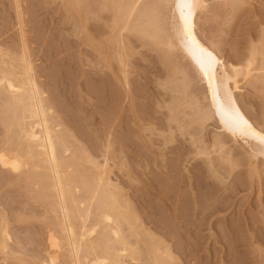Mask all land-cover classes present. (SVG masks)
<instances>
[{
    "label": "rangeland",
    "instance_id": "374dc122",
    "mask_svg": "<svg viewBox=\"0 0 264 264\" xmlns=\"http://www.w3.org/2000/svg\"><path fill=\"white\" fill-rule=\"evenodd\" d=\"M177 4L0 0V264H264V140L222 126ZM192 23L217 107L264 135V0H201Z\"/></svg>",
    "mask_w": 264,
    "mask_h": 264
},
{
    "label": "bare ground",
    "instance_id": "6f19581e",
    "mask_svg": "<svg viewBox=\"0 0 264 264\" xmlns=\"http://www.w3.org/2000/svg\"><path fill=\"white\" fill-rule=\"evenodd\" d=\"M200 3H201V0H178V4L176 5L175 11L177 13V18L179 19L180 26L182 28L183 38L185 39L187 46L190 48V52H188V53H189L190 57L192 58V60L194 61V63L198 66L199 70L204 75V78L206 79V82H207V85H208L209 96H210V98L212 100V103L216 107L218 116L224 119V120L221 121V124L224 127L226 126L227 129H229L237 137L243 138V137L249 136V134L251 133L255 137H258V138H261V139L264 140V135L259 130H257L251 124V122L244 115H242L240 112H238L237 110H233L229 104H226L225 109H220L216 105L217 104V100H218V92H217V89H216V82H215L214 74H215V69H216V66H217V64L219 62V59L217 58V56L212 51H210L208 48H206L198 40V38L196 37V35H195L194 31H193V28H192L193 18L195 16L196 10L200 6ZM29 73H30V71H29ZM28 82H30V85H31V87H30L31 89L29 90V91H31L30 92L31 95L29 94L31 96L30 97L31 105H30V108H29V112H30V115L33 118L37 119V121H35V122H36V125H38L42 129V131H41V134H42L41 136L42 137L38 136V134L36 135L35 132L34 133L31 132L27 136H28L29 140H36V141L38 140L39 141V143L37 144L38 145L37 147L39 149H41L42 150V154L45 155L48 158V162L50 164V166H48V167L51 169L49 172H51V174L53 176V180H54V182L52 181L54 183L53 186L55 187L54 189L57 190V193H58V195L60 196V199H61L62 198L61 197L62 190L60 191V189H62L61 187H63V186H60V183H59V180H58L59 177L57 176L59 173L57 174V171H56V168H57L58 165L56 166V163H55V159H56L55 158V151H54V145L52 143V135L53 134L51 135V131L49 130V127L47 126L48 125L47 124L48 120L47 121L45 120V116L46 115L44 114L45 111H44V109L42 107V101L40 99V96L38 95V92L36 91L37 89L35 87V84H34L32 78H30V80ZM6 85L8 87L7 89H12L14 91V89H13V87H12V85L10 83H7ZM13 96H14V94H13ZM16 99L18 100V98H16ZM12 107H13V105H12ZM22 109H23V107H22ZM32 117H30V118H32ZM39 137H41V138H39ZM30 142H32V141H30ZM10 152H9L8 155L11 156L12 154H10ZM39 153H40V151H39ZM6 154L0 153V166L1 167H8V168L16 169L17 165H18V162L15 161L14 159H10L8 157V155L6 156ZM40 155H41V153H40ZM43 155H41V156H43ZM62 207H64V205ZM64 208H63V211H62V213L64 212V219L63 218L62 219L65 220V228H66V230L68 231V233L70 235V231H71L70 227L71 226H69V224H68L66 211L64 210ZM110 217L104 216L105 221H107V222L110 221ZM113 236H114V238L118 237V233L115 232V230L113 231ZM70 238H71V236H70ZM68 241H70V240L68 239ZM50 243L52 244L51 246H55L54 241L53 242L51 241ZM70 243H71V245H73L72 239H71ZM124 247H123V251L125 252L126 249H124ZM121 253H122V251H121ZM127 253H128V251H127ZM96 259H95V262H92L90 264H106L107 263L106 262L107 260H105L106 258L105 259L103 258L105 261L102 260V259H98V261H97ZM51 264H53V263H51Z\"/></svg>",
    "mask_w": 264,
    "mask_h": 264
}]
</instances>
